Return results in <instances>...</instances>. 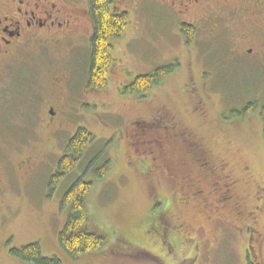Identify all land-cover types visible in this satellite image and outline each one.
Listing matches in <instances>:
<instances>
[{
    "label": "rangeland",
    "instance_id": "obj_1",
    "mask_svg": "<svg viewBox=\"0 0 264 264\" xmlns=\"http://www.w3.org/2000/svg\"><path fill=\"white\" fill-rule=\"evenodd\" d=\"M66 5L81 11L74 15L79 30L24 48L0 71V264H31L11 250L34 243L62 264H264V240L250 243V220L236 214L262 207L256 226L264 236V34L250 35L251 52L231 53L199 33L188 53L171 12L150 1L125 7L128 25L111 41L108 85L96 90L88 87L93 32L85 0ZM168 66L173 72L147 95L122 93L136 77ZM170 121L183 138L157 125ZM79 129L94 142L55 186L58 162ZM106 162L107 175L97 177ZM226 177L238 182L234 203L217 210L216 184ZM79 178L93 183L91 227L108 240L73 260L59 234L70 215L63 196ZM196 189L205 201L193 197ZM165 213L180 237L164 238ZM249 243L255 260H248Z\"/></svg>",
    "mask_w": 264,
    "mask_h": 264
},
{
    "label": "flooded vegetation",
    "instance_id": "obj_2",
    "mask_svg": "<svg viewBox=\"0 0 264 264\" xmlns=\"http://www.w3.org/2000/svg\"><path fill=\"white\" fill-rule=\"evenodd\" d=\"M123 1L124 0H109V9L112 15L128 14L127 11H120L124 10L125 7L138 8L139 5L141 6L147 1L157 3L162 8L171 12V17L178 23V34L182 41L185 44L187 43L185 48L188 53L195 52V47H197L195 44L197 43L199 33L206 39L215 40L221 44L224 43L223 45H225L231 53L239 51L240 48L243 50L246 47H248L246 51L251 52L252 48L249 47L250 43L254 42V39L250 40V35L255 33L257 34L256 36L260 37L261 34H264V0H143V3L138 0L135 2L129 0V3H124ZM67 3L68 0H0V71L3 70L10 58L15 57V54L22 51L24 48L36 43L42 44L47 41L51 42L49 38L53 39L65 31L79 30L76 23L78 19H75L74 15H77V13L81 11H69L66 5ZM93 3L94 0H85L87 8L86 11L84 10L83 12L89 18L92 25V32L94 33L95 25L92 15ZM187 17L197 18V23H199L200 20H204L205 23L203 24L205 28L199 30L193 23L186 19ZM183 26H189L194 29L192 30L193 38L190 42L184 33ZM207 27H210V30L206 29ZM59 79L60 78H57V81ZM51 111L52 116H54V108H51ZM157 125L161 126L164 131L171 133H174L178 129V127L175 126L176 123L171 121L170 127L165 124L164 126L160 124ZM161 132L163 131L161 130ZM135 135L141 136L142 133ZM175 135L178 138H183L181 134ZM65 155H63V157ZM205 156L208 160L206 153ZM203 167L202 170L206 169L207 165ZM216 186L215 204L213 203L212 205L217 210L226 209L234 203L235 190L238 186V182L235 180L232 181L226 177V180H222V183H217ZM197 196L205 201L202 190H195L193 197ZM260 203L264 205L262 197H260ZM261 211L262 207L260 206H255L253 211L247 213L242 210L236 211L238 217L245 219L247 216L248 220H250L249 223H251V225L247 226L244 233L248 241L252 244L262 243L264 240V236L257 230L258 225L256 226L257 218ZM167 215L168 214L165 213L163 216V220L166 222H164L166 225H164V227H166V231L163 232L164 238L168 239L171 237V232L180 237L183 231L178 228L171 229L172 227L167 221ZM216 220L224 225L228 224L221 219V216L217 217ZM194 238L195 237H188L187 240L189 243H192L193 241L195 242ZM250 243L247 246L249 261L252 256L254 260L256 259L254 255L255 250ZM197 246L198 245H196V247ZM256 260L254 261L255 264H261ZM190 262L192 264L193 260H190ZM250 264H252L251 261Z\"/></svg>",
    "mask_w": 264,
    "mask_h": 264
},
{
    "label": "trees",
    "instance_id": "obj_3",
    "mask_svg": "<svg viewBox=\"0 0 264 264\" xmlns=\"http://www.w3.org/2000/svg\"><path fill=\"white\" fill-rule=\"evenodd\" d=\"M109 0H94L92 15L95 30L91 39L90 56L88 60V87L96 90L105 89L108 85L109 70L112 64L111 53L112 40L120 38L127 25L128 14L112 15L109 9ZM188 41L193 38L192 27L183 26ZM173 72V66L161 67L152 74L136 77L126 85L122 93L125 95L145 96L154 87L162 84L169 74ZM252 110L247 108L241 115L248 116ZM264 135V107L261 110ZM94 136L86 129H79L69 139L66 147V155L59 161V174L52 180L57 185L63 177L75 170L85 153L91 148ZM108 172V162L103 169L96 172L97 177L104 178ZM93 183L79 178L66 191L62 199V207L70 209V215L59 234L60 247L67 255L77 260L84 254L101 251L107 242V235L91 227V220L87 209V199L92 191ZM11 254L18 259L31 264H62L58 257H45L40 244L34 243L20 249L11 250Z\"/></svg>",
    "mask_w": 264,
    "mask_h": 264
}]
</instances>
